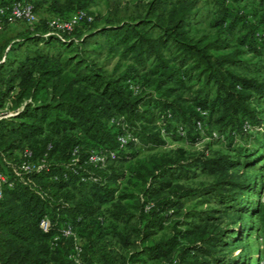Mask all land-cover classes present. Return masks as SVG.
I'll list each match as a JSON object with an SVG mask.
<instances>
[{
    "label": "trees",
    "instance_id": "trees-1",
    "mask_svg": "<svg viewBox=\"0 0 264 264\" xmlns=\"http://www.w3.org/2000/svg\"><path fill=\"white\" fill-rule=\"evenodd\" d=\"M18 1L32 4L35 13L43 4L56 14L72 12L55 16L60 18L83 10L92 20L83 19L71 31L58 34L50 31L48 20L52 18L42 21L17 42L32 40L43 42L45 48H57L26 56L6 76H0V108L9 100L12 110L0 118V175L5 178L0 181V264H74V239L61 235L66 224L84 240L82 246L78 241L82 264H117L103 242L108 227L104 226L106 216L101 207L116 198L134 196L124 191L116 195L112 183L125 174L116 172L108 162L128 161L141 145L161 146L164 136H189L192 143L198 142L214 113H219L216 122L221 125L215 131L217 139L228 132L232 155L188 162L163 159L144 172H131L130 177L142 184L143 197L135 200L139 247L120 264H250L248 256L235 250L243 236L258 227L255 221L264 232V120L254 105L257 100L264 103V80L234 70L241 63L240 50L220 52L227 47L222 34L232 32L237 21L246 24L244 10L228 7L225 0H214L215 25L220 31L213 37L193 39L186 27L198 0H155L149 5V12L157 11L154 20L109 22L94 30L99 17L88 9L93 0H0V8ZM0 23H5L1 16ZM248 23V32L239 42L260 55L264 22ZM38 29L48 35L43 36ZM75 39L82 45L106 49L128 63L118 74L104 75L84 57L63 58L59 48L72 45ZM188 77L202 83L193 104L184 107L178 99L168 100ZM147 82L156 93L143 92ZM209 133L214 138L213 132ZM127 134L130 137L121 145L119 138ZM237 138L243 144L235 145ZM25 149L32 152L29 160L44 159L45 165L18 177L12 167L27 159ZM110 152L115 158L104 165L89 161L94 154ZM189 166L201 167L215 175L214 180L197 190L178 186L174 196L145 209L155 195L149 179L173 177L175 171L187 175ZM238 168L256 169L259 175L248 177L239 174ZM170 182L159 184L170 186ZM190 194L214 199L225 213H236L234 226L191 224L156 238L164 229L168 210L179 205L176 197ZM110 213L114 218H133L121 209ZM243 215L247 216L245 221ZM43 216L51 221L48 231L39 227ZM211 217L200 220L208 222ZM238 223L239 228L235 227Z\"/></svg>",
    "mask_w": 264,
    "mask_h": 264
},
{
    "label": "rangeland",
    "instance_id": "rangeland-1",
    "mask_svg": "<svg viewBox=\"0 0 264 264\" xmlns=\"http://www.w3.org/2000/svg\"><path fill=\"white\" fill-rule=\"evenodd\" d=\"M176 2L177 0H171ZM155 0H93L89 6V11L97 15L99 18L93 24L92 30L107 23L118 24L121 22H137L140 19L154 20V16L157 11L149 12V5ZM225 4L228 7L240 8L244 10L246 15V24L237 21L232 32L224 33L226 35V45L220 52L226 53L233 50H240L238 59L240 65L234 70L240 72L248 77L256 78L258 80H264V48L260 55L255 52H250L245 45H241L239 38L248 32V22L251 21L253 25H258L264 22V3L262 0H225ZM214 0H198L196 6L191 10L194 13L189 18L187 25L188 35L190 38L196 39L200 36L206 35L213 37L216 35L220 28L215 25L217 18L216 8ZM169 8V7H168ZM72 12L66 14H56L47 8V5L43 4L36 8V15L39 23L34 25H28L22 21H14L11 23H4L0 30V63L6 61L0 66V76H6L11 68H16L18 62L26 60V56H32L35 52H51L56 48L48 47L45 48L43 42H35L26 40L19 44L18 38L27 36L34 27L40 26L42 21L53 18L56 15L67 16ZM248 23V24H247ZM43 32L41 29H38ZM157 32H153L155 35ZM43 36H47V32L42 33ZM60 53L63 58L72 56L78 58L84 57L92 64L95 68H99L104 75L118 74L125 65L128 63L127 60L121 59L118 55H111L106 49L97 48L94 44L82 45L77 43V39L74 43L67 47H60ZM165 51V54H168ZM11 60V64L8 61ZM118 66V69H115ZM143 74V72H140ZM195 75V74H193ZM202 83L196 78H186L183 85L177 86L171 97H167L168 100L178 99L181 105L189 107L195 101V98L199 95ZM143 92L156 93L154 86L150 82L144 83L142 87ZM163 95V92L160 93ZM254 105L259 110L260 117L264 120V103L257 100ZM11 102L6 100L3 107L0 108V115L11 114L10 109ZM219 113H214L211 116L209 127L205 134L202 135L200 141L192 143L189 136H164V144L158 147L152 145H141L138 147V153L135 157L129 159L126 162H108V165L116 170V172H124V177L118 179L116 183H112L118 191H124L131 193L134 197L126 198L124 200L114 199L111 203L103 205L101 211L105 214L106 232L108 234L103 238V242L106 244L117 260V264L132 251L139 247V234H138V210L135 207L136 198H142L141 193V181L135 177H130L133 170H141L144 172V168H150L154 164H157L163 159L178 160L180 162H188L192 160H204L208 158L218 157L221 155H232L228 147L227 133L217 139V133L220 129V124L216 122ZM2 118V117H1ZM174 125V123H171ZM209 132L215 133L212 138ZM222 132V131H221ZM165 135V133H162ZM259 137V134L255 135ZM243 141L237 138L236 144H243ZM112 164V165H111ZM190 172L185 175L184 173H178L175 171L174 176L168 175L158 176L153 179H149L147 183L151 185V190L155 193L154 196L150 197L145 204V209L152 207L157 201L163 198H169L174 196L175 190L180 186L183 189L197 190L209 183H211L215 175L210 174L208 171L201 169V167L189 166ZM239 174L245 173L248 177H256L259 172L256 169H237ZM127 180H131L128 182ZM161 181H171L170 186L166 184H159ZM146 183V184H147ZM178 191V190H177ZM179 205H175L173 208L168 210L167 221L164 223V229L159 230L155 235L156 238L170 235L173 230L183 229L189 227L191 224H208L214 226H234L233 221L236 220V213H225L224 207L221 204L215 202L214 199H208L199 194H190L183 198L176 197ZM124 210L130 214H133L131 220L123 217L114 218L111 215V211ZM206 215H212L208 222L200 220L201 217ZM247 219L246 215H243L242 221ZM238 220V219H237ZM179 222V223H177ZM256 227L252 233L243 236V239L239 242L238 248L235 250L236 254H244L251 260L250 264H256L259 258L264 256V232L259 230V223L255 221ZM235 227H240V223ZM105 229V227H104ZM119 232L121 235H114L112 232ZM79 243H84L83 238L78 237ZM146 264H153L147 262Z\"/></svg>",
    "mask_w": 264,
    "mask_h": 264
},
{
    "label": "built area",
    "instance_id": "built-area-1",
    "mask_svg": "<svg viewBox=\"0 0 264 264\" xmlns=\"http://www.w3.org/2000/svg\"><path fill=\"white\" fill-rule=\"evenodd\" d=\"M0 16L4 18V22L11 23L14 21H23L28 25H34L37 21V15L33 9L32 4L29 3H23V2H14L10 6L0 8ZM83 19H86L87 21L92 20V16L87 14L83 10H78L73 15H71L68 18H60V17H54L50 20H48V25L50 27V31L52 33L58 34L60 32L64 31H71L73 27L78 24ZM3 27V23H0V30ZM205 113V112H202ZM8 114H4L1 117H7ZM178 130H182L181 127L178 128ZM163 129H161V132L163 133ZM215 135V133H213ZM130 135L127 134L125 137H120L119 140L121 142V145L126 143V138H129ZM32 152L28 149L24 150V157H27V159L22 160L18 164L13 165V173L21 177L23 173H29L32 171H38L42 169L45 165V160L40 159L36 161L29 160L28 158L31 156ZM115 158V153L110 152L108 154H94L90 156L89 161L94 163H101L102 165L105 164L106 160H113ZM56 178V177H55ZM5 178L3 175H0V181H4ZM11 185V183L9 184ZM0 196H1V190H0ZM39 227L42 231H48L51 227V221L48 218V216H43L39 221ZM61 235L63 237H73L74 239V247H75V253L71 255L72 260L74 261V264H82L81 263V247L78 244V237L75 235L74 229L70 224H66L65 227L62 230ZM59 238V236L54 237V241H56ZM257 264H264V256L259 258L257 261Z\"/></svg>",
    "mask_w": 264,
    "mask_h": 264
}]
</instances>
